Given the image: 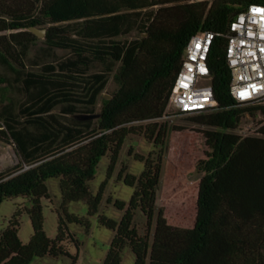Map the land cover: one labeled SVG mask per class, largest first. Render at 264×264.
Returning <instances> with one entry per match:
<instances>
[{"label": "trees", "instance_id": "obj_1", "mask_svg": "<svg viewBox=\"0 0 264 264\" xmlns=\"http://www.w3.org/2000/svg\"><path fill=\"white\" fill-rule=\"evenodd\" d=\"M261 3L264 0H0V67L8 72L0 73V92L15 90L23 98L1 102L0 144L14 147L18 163L0 173V205L7 199H26L32 227L29 243L22 244L19 212L12 216L0 232V264H30L45 256L68 257L75 264L77 256L67 245L78 244L67 225L86 230L89 225L70 216L66 207L80 202L89 216L98 215L107 181L96 195L89 183L104 156L109 157L107 180L111 178L128 136L143 137L153 151L146 157L128 152L143 165L139 176L125 174L124 168L117 174L134 190L128 204L112 203L122 212L120 221L98 215V224L113 232L103 264H122L125 248L134 255V264H264V101L238 103L232 97L226 59L231 22L248 6ZM30 28L45 30L48 44L72 49L79 41L138 35L126 46L106 47L121 63L115 76L119 88L110 100L102 101L96 120L61 122L50 113L66 103L63 115L91 117L104 81L97 76V87L87 89V100H78L72 96L74 83L25 72L23 53L36 37ZM200 31L215 35L207 59L218 104L213 112L218 127L215 147L209 141L205 156L193 159L196 135L186 125L171 123L167 131L178 130L180 141L174 150L163 149L176 164L190 160L202 164L194 183L197 187L202 177L196 220L193 228L184 229L168 224L164 209L155 208L153 201L164 139L162 120L185 48ZM87 104L91 107H77ZM246 115L260 120L254 135L241 136L237 131ZM50 179L59 181L63 214L56 210L54 239L43 231L40 204L49 200ZM136 211L146 220L144 235L133 226Z\"/></svg>", "mask_w": 264, "mask_h": 264}, {"label": "rangeland", "instance_id": "obj_2", "mask_svg": "<svg viewBox=\"0 0 264 264\" xmlns=\"http://www.w3.org/2000/svg\"><path fill=\"white\" fill-rule=\"evenodd\" d=\"M209 0L208 2H212ZM138 35L132 33L130 36L107 40L104 42L97 41H79L73 45L76 49L61 47L59 45L48 44L44 38L35 37L29 45L28 50L23 53L24 71L41 74L48 77L57 78L59 80L74 83L73 99L87 100L86 92L89 87H97L96 77L101 76L104 81V87L96 96L94 106L92 107L93 115L85 117L82 113L74 116H65L62 114V108L67 106L66 103L57 104L51 114L57 116L59 121L68 122V118L78 120H96L102 101L106 100L104 96H111L117 92L119 85L115 80V76L121 66L120 62L114 61L109 55L107 46H126L132 40L137 39ZM51 67L52 69H47ZM51 70V71H50ZM0 73L7 75V71L0 67ZM70 78V79H69ZM70 80V81H69ZM89 93V92H88ZM8 97L22 101V97L15 90H3L0 92V107L1 102H5ZM77 106V105H76ZM78 109L90 108V105H78ZM195 116H174L172 118H163L164 123V138L169 124H182L190 126L193 133H198L202 130V125L208 124V120L198 119ZM193 120V121H192ZM260 116L252 118L246 115L241 125L238 128V134L241 136L254 135V131L258 128L257 123ZM188 128V127H187ZM178 136V135H177ZM199 139L193 142L191 155L193 159L198 157L199 146L196 145ZM164 142V139H163ZM153 151L151 144H148L141 136H128L123 145L118 163L107 180V168L109 165V157L101 158L97 165L94 179L89 183L90 191L96 195L101 185L107 181L101 203L99 206L98 215H105L107 218L115 221H120L122 212L113 207L112 203L116 200L122 201L125 204L130 202L134 190L123 184L117 179V174L121 168L125 169V174L139 176L143 170V165L132 159L131 154H138L144 157L148 156ZM189 162H194L190 160ZM18 163V158L15 154L12 145L0 144V173L10 170ZM214 163V162H213ZM212 163V164H213ZM190 165V164H187ZM183 170L179 169V164L170 163L168 158L163 155V145L159 156V168L157 173L156 190L154 195L153 206L155 208H163L168 224L178 228L191 229L194 227V216L192 202L181 203L180 198L182 193L187 190V187H182L177 191V196L174 202L164 194L167 191L168 182H177L183 176ZM179 175L178 179L177 176ZM198 179V175L195 181ZM158 184V190H157ZM49 192V200L42 199L40 204L42 207L43 216V231L49 239H54L57 233V213L62 214L61 195L59 190V181L50 179L46 182ZM193 189V186L188 188ZM164 194V195H163ZM110 200V204L107 203ZM29 207V203L24 198L7 199L0 205V232L3 231L8 221L12 216L19 212L18 215V238L22 244H28L32 236V227L30 219L25 211ZM66 211L70 216H77L88 222L89 229L86 230L81 225L68 224V230L73 235L78 244V248L74 244L67 245V249L72 256H77L75 264H103L109 252L110 245L113 239V232L98 224V215L89 216L87 206L84 203H70L66 207ZM133 226L140 235L146 232V220L140 211H136L133 219ZM122 264H134V255L129 248H125L121 253ZM30 264H72L68 257H42L35 258Z\"/></svg>", "mask_w": 264, "mask_h": 264}, {"label": "built area", "instance_id": "obj_3", "mask_svg": "<svg viewBox=\"0 0 264 264\" xmlns=\"http://www.w3.org/2000/svg\"><path fill=\"white\" fill-rule=\"evenodd\" d=\"M214 39L213 33L200 31L188 42L164 116H195V120H208V124L202 125L207 144L209 140L215 141L218 133L213 117L218 104L209 84L207 65ZM226 59L231 71L232 97L238 103L264 101V3L252 4L235 16L230 24ZM180 137L178 134V142ZM195 199V192L187 188L180 202L187 203Z\"/></svg>", "mask_w": 264, "mask_h": 264}, {"label": "crops", "instance_id": "obj_4", "mask_svg": "<svg viewBox=\"0 0 264 264\" xmlns=\"http://www.w3.org/2000/svg\"><path fill=\"white\" fill-rule=\"evenodd\" d=\"M193 121V120H192ZM187 126V125H186ZM188 129L193 132L190 128V126H187ZM168 131H166L165 133V138H164V142H163V149L164 148H167L168 150H174L175 148H177L178 146V140H177V135H178V130L176 129H171L168 133ZM197 137V139H199L198 143L196 145L199 146V151H198V157L202 158L204 157L205 155V147L208 145L206 143V137L205 135L203 134L202 130H199V132L197 133H194ZM211 141V140H209ZM216 141V140H215ZM215 141H214V147H215ZM193 145V143H192ZM191 145V149H192V146ZM214 147H213V151L211 152V158L213 160V152H214ZM208 156V155H207ZM165 158H168L166 156H164ZM169 162L170 163H174L173 160H171L170 158H168ZM214 162V161H213ZM212 162V163H213ZM212 163L210 164V167H209V170L211 168V165ZM187 164H190V165H187ZM201 166L202 164H200V162L198 161H194V162H185L181 165H179V169H182L183 170V176L181 179H179L177 182H168V186H167V191L165 192L164 191V194L167 195L169 198H170V201L171 202H174V199L175 197L177 196V191L179 189H181L182 187H187V188H190L193 186V189L191 191L195 192L196 194V199L195 200H192V206H193V212L195 211V216H194V222L196 220V215H197V196H198V187H199V183H200V178L199 179V182L197 184V187L195 186V178L196 176L198 175L200 169H201ZM208 170V171H209ZM205 175V174H204ZM179 175L177 176V179H178ZM157 190H158V184H157ZM163 194V195H164Z\"/></svg>", "mask_w": 264, "mask_h": 264}, {"label": "water", "instance_id": "obj_5", "mask_svg": "<svg viewBox=\"0 0 264 264\" xmlns=\"http://www.w3.org/2000/svg\"><path fill=\"white\" fill-rule=\"evenodd\" d=\"M29 31L32 32L38 38H44L45 30H39V29H36V28H30ZM104 98L106 100H110L112 97L111 96H104ZM88 119H91V118H86V120H88ZM213 161H214V159H213Z\"/></svg>", "mask_w": 264, "mask_h": 264}]
</instances>
